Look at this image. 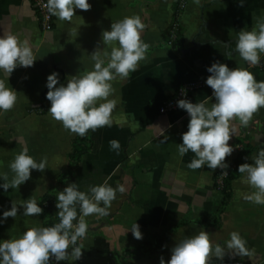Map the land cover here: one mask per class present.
I'll return each mask as SVG.
<instances>
[{
    "label": "crops",
    "instance_id": "0c3cea01",
    "mask_svg": "<svg viewBox=\"0 0 264 264\" xmlns=\"http://www.w3.org/2000/svg\"><path fill=\"white\" fill-rule=\"evenodd\" d=\"M179 1L88 0L92 5L89 11L76 9L70 22L55 17L54 26L42 30L29 0H0V37L7 32L21 42L27 40L36 58L32 67H17L9 80L0 71V79L17 92L14 108L0 111V174L7 173L11 180L14 174L8 165L25 147L37 162L47 158L45 171L32 170L31 178L19 188L7 192L0 188V220L12 201L19 203L31 196L38 200L55 187L57 176L67 167L71 140L77 135L49 115L47 76L57 72L59 82L66 85L71 76L92 70L90 54L97 46L104 48L102 31L110 30L112 22L140 15L146 25L141 38L150 45L147 58L129 78L112 82L115 91L109 99L117 101L112 125L90 130L91 147L61 185V191L70 183L84 192L105 182L126 189L123 194L117 192L110 215L85 218L88 232L78 241L84 248L81 264H153L160 262L161 256L167 264L175 243L202 229L209 233L213 246L224 245L231 232H238L254 250L251 257L242 258L264 264V205L244 199L255 190L242 182L243 174L238 172L226 197L216 183L222 169L212 170L207 165L189 169L194 154L181 157L177 149L182 133L188 130L189 115L180 108L169 112L158 109L180 80L202 76L206 81L211 75L207 67L215 61L230 69H247L257 82L264 81V69L250 66L235 51L239 31L252 30L254 18L264 16V0H246L243 7L239 0H182L180 8ZM170 29L175 34L178 31L181 45L167 44ZM208 97H212V89L204 82L187 100L200 103ZM214 102L212 97L206 106ZM253 121L250 130L238 120L232 122L237 131L229 141L234 149L225 160L229 167L243 142L250 147L243 163H251L264 148V108L254 114L250 123ZM110 140L119 142L118 153L110 149ZM3 182L0 179V184ZM18 209L15 219L0 223V242L18 238L27 228L42 227L40 216L25 217L23 207ZM134 223L142 233L140 240L130 231Z\"/></svg>",
    "mask_w": 264,
    "mask_h": 264
},
{
    "label": "clouds",
    "instance_id": "9594fccd",
    "mask_svg": "<svg viewBox=\"0 0 264 264\" xmlns=\"http://www.w3.org/2000/svg\"><path fill=\"white\" fill-rule=\"evenodd\" d=\"M245 2L239 0V7H243ZM43 7L49 15L70 22L76 9L89 11L92 5L88 0H47ZM254 19L252 30L239 31L235 41V51L250 66L258 65L264 54V16ZM145 27L140 15L112 22L110 30L101 33L104 48L97 46L90 54L94 62L92 70L71 76L66 85L59 82L57 72L48 75L46 99L50 101L48 113L51 118L80 137L90 130L94 132L105 126L110 127L112 113L117 106L116 99H109L115 91L112 82L117 78H129L130 73L138 70L140 61L147 58L150 45L141 38ZM106 46L110 47V51ZM35 61L33 49L27 40L21 42L17 36L4 32L0 37V71L8 80L17 67L29 68L34 66ZM207 72L211 75L205 83L212 89V97L215 98L210 107L206 105L212 97L200 103L187 99L177 101L178 108L186 111L190 117L188 130L182 133V144H177V149L181 157L188 152L194 154L195 158L187 164L191 170L201 169L205 165L212 170L227 169L226 157L234 151L229 141L237 131L232 122L238 120L241 126L247 128L254 114L264 108V81L257 82L247 69H230L226 64L215 61L207 67ZM16 102L17 92L7 87L4 79H0V111L12 110ZM159 129L164 135V130ZM109 146L111 150L119 152L117 140H110ZM251 161L238 166V172L243 174L242 182L255 190L245 195L244 199L264 205V148ZM46 165V157L37 162L25 147L8 165L14 174L11 180L7 173L0 174V179L4 181L0 188L5 192L9 188H19L31 178L32 170L44 172ZM223 175H227V172L224 171ZM125 191L123 185L118 184L113 188L107 182L89 186L88 192L78 190L76 183L68 184L58 191L56 197L59 222L48 227L27 228L18 238L0 242V264H50L51 258L55 261L81 259L84 248L82 244L78 246V241L85 239L88 232L85 218L110 215L109 210L117 192L123 194ZM18 206L23 207L22 215L25 217L43 213L36 198L31 196L19 203L12 201L10 210L3 212L0 223L9 217L15 219ZM130 231L135 239L143 238L137 223L132 224ZM229 235L230 239L224 245L213 246L209 233L202 229L198 234L176 242L167 264H209L213 255L223 261L229 253L232 258L251 257L254 254L238 232L233 231ZM160 264H165L163 256L160 257Z\"/></svg>",
    "mask_w": 264,
    "mask_h": 264
},
{
    "label": "trees",
    "instance_id": "16d2710c",
    "mask_svg": "<svg viewBox=\"0 0 264 264\" xmlns=\"http://www.w3.org/2000/svg\"><path fill=\"white\" fill-rule=\"evenodd\" d=\"M177 6L178 5H175V11L173 14L174 18L177 14ZM168 38L169 36L167 35L165 37V40H167ZM181 43L182 41L181 38H179L177 31L175 37L172 39V45L179 46L181 45ZM91 144L92 140L90 137V131L84 137H80L77 135L71 140V148L68 152V163L66 169L59 173V175L57 176L55 187L43 192V194H41L37 200L38 205L43 208V213L39 215L42 219V227L52 226L53 224L59 222L57 216L58 210L55 207L58 191H61V185L63 181L72 175L73 170L79 163L81 155L91 147ZM249 149V144L243 142L241 149L239 150L233 161V165L227 168V175L223 177L222 187V191L224 192L226 197H229L230 195V181L236 174H238V166L240 164H243V156L247 152H249Z\"/></svg>",
    "mask_w": 264,
    "mask_h": 264
},
{
    "label": "built area",
    "instance_id": "2783aa9c",
    "mask_svg": "<svg viewBox=\"0 0 264 264\" xmlns=\"http://www.w3.org/2000/svg\"><path fill=\"white\" fill-rule=\"evenodd\" d=\"M34 14L37 17L38 24L42 30L51 29L55 24V16H51L47 13V9L43 7L47 3V0H29ZM183 5V1H179V8ZM175 37V32L170 29L169 38L166 40L167 44H172V39ZM258 68L264 69V56L261 57ZM205 82V78L202 76L190 77L182 79L178 82L174 92L167 97L163 102L159 104V111L169 112L178 108L177 101L180 99H187L189 95L198 87L202 86ZM227 169H222L216 175V183L218 187H223V175ZM79 246V245H78ZM82 257L79 260L74 261L75 264H81ZM50 264H55V259L51 258ZM153 264H160L155 262ZM209 264H254L252 261L240 258V257H225L222 260L216 258H210Z\"/></svg>",
    "mask_w": 264,
    "mask_h": 264
},
{
    "label": "water",
    "instance_id": "95a60500",
    "mask_svg": "<svg viewBox=\"0 0 264 264\" xmlns=\"http://www.w3.org/2000/svg\"><path fill=\"white\" fill-rule=\"evenodd\" d=\"M255 122H251L250 125L248 126V129L250 130L252 128V125L254 124ZM264 124V123H263Z\"/></svg>",
    "mask_w": 264,
    "mask_h": 264
}]
</instances>
